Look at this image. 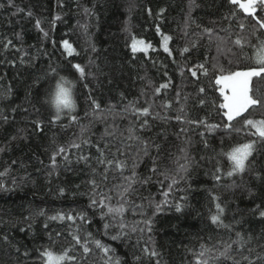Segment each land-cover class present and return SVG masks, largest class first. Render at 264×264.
<instances>
[{
    "label": "trees",
    "instance_id": "16d2710c",
    "mask_svg": "<svg viewBox=\"0 0 264 264\" xmlns=\"http://www.w3.org/2000/svg\"><path fill=\"white\" fill-rule=\"evenodd\" d=\"M0 3L5 5L0 8V40L12 39L16 47L28 54L26 62L21 64L20 52L12 47L0 48V92L4 93L0 95V148L4 149L0 152V173H3L0 175V264H44L41 254L45 249L56 255L69 249V254L77 257L76 264H107L95 245L97 240L112 249L109 255L113 261L134 264L133 257L139 254L138 234L111 239L119 230L120 220L102 219L99 210L89 206L88 181L92 179L91 168L96 166V145L108 144L111 153L116 154V148L128 136L129 126L139 123L123 111L124 106L129 101L147 106L146 100L153 103L154 114L159 112L169 118L164 121L149 117L150 129L137 133L164 149L159 156L160 171L169 174L178 171L179 165L185 163L181 149L187 150L190 164L186 173L176 176L177 183L169 189L170 179L150 171L152 159L157 157L156 149L150 150V156L141 155L135 170L140 178L151 176L152 179L148 184L134 185L135 192L126 198L123 223L130 227L142 219L152 218V239L160 253L157 258L160 264H196L202 244L208 251L199 258L207 260V264H264V217L259 215V211H264V173L258 177L246 171L230 177L227 173L231 170V161L225 155L254 137L248 130L229 133L223 128L201 137L202 127L186 125L174 118L183 108L186 119L222 123L217 113L221 100L215 90L212 65L225 70L254 65L253 50L259 44L255 36L259 32L251 33V21L238 15L232 22L233 28L240 22L248 25L243 35L250 44L243 52L233 49L229 54L218 53L214 43L200 36L204 27H228L229 22L223 19L229 13L227 0H194L190 13L192 0H63L62 7L58 6V0H13L23 12H17L7 0ZM149 8L151 14L147 12ZM161 8L165 11L159 14ZM29 11L33 13L31 17L27 15ZM57 15L60 19L53 24V17ZM36 20L41 21L47 37L35 26ZM85 25L86 30L82 27ZM18 33L22 40L16 39ZM161 33L172 37L169 42L172 56L163 51ZM133 38L151 47L146 53L133 54L130 48ZM63 40H68L75 49L71 55L64 49ZM192 42L197 47L191 54L181 56L179 50ZM12 60L15 64L8 63ZM89 60L94 63L90 65ZM70 63H79L85 66L86 73L92 74L81 80L69 69ZM199 63L208 66V76L198 71L197 77H191L187 68ZM177 64L185 67L183 75ZM51 69L72 82L76 103L70 115L62 114L54 124L49 123L50 112L55 110L48 104L46 94L55 84L54 79H49L56 76ZM165 71L167 77L163 75ZM169 77L170 88L153 97L149 84L158 86ZM9 87L10 94L6 91ZM200 87H205L206 93L199 98L208 101L203 107L198 103ZM253 87L264 93V79L254 78ZM178 91L182 93L179 103L176 102ZM90 97L105 110L102 116L93 113ZM166 101L172 102V108L167 111L161 107ZM109 105H116L115 110L107 111ZM71 115L77 120L72 121ZM249 118H264V109L252 110ZM36 119L43 121L42 132L32 131L31 121ZM242 123L238 119L233 127L238 129ZM181 128L187 131L180 133ZM20 129L26 130L27 139L19 138L23 135ZM82 129L86 130L82 139H89L90 143L83 145L81 151L71 149L70 163L58 157L59 167L49 175V157L54 145L67 147L71 141L79 142L77 137ZM14 136L17 139L13 140ZM128 143L132 145L126 151L130 168L136 145ZM78 155H91L93 159L85 163L78 161ZM256 161H259L258 170L264 164L260 152L256 153ZM128 175V170L122 174L112 170L108 181L101 185L102 191L112 197L113 205L120 199L115 186L122 184L123 177ZM216 175L220 176L219 181L214 179ZM60 188L65 189L63 195L59 193ZM176 203L181 204L180 212L175 209ZM217 203L224 209L223 213H219ZM156 204H161V211L153 216ZM40 211L44 212L43 216L36 215ZM141 211L145 216L139 214ZM80 212L87 214V221L48 219L58 213ZM213 215H219L222 223H213ZM105 223L112 226L107 232ZM74 234L87 241L91 255L82 254L72 240ZM5 235L7 241L2 239ZM65 264L72 262L65 261Z\"/></svg>",
    "mask_w": 264,
    "mask_h": 264
},
{
    "label": "snow or ice",
    "instance_id": "6c2138e0",
    "mask_svg": "<svg viewBox=\"0 0 264 264\" xmlns=\"http://www.w3.org/2000/svg\"><path fill=\"white\" fill-rule=\"evenodd\" d=\"M8 5L16 7L17 12H23L24 9H21L13 4V0H7ZM229 5V13L224 16L223 19L228 21V27L223 29H218L215 27H204L201 32V37H207L209 43H214L216 46V50L218 53L220 52H228L232 54L233 49H236L239 52H243L246 46H249L250 42L244 38V33L248 29V25L244 22L237 23L235 28L232 27V22L235 21L238 15H243L247 20L251 21L253 25L251 29V33L259 32V35L255 36V39L259 41V44L255 47L254 51V65L246 66V67H237L235 70H225L223 67H219L218 65H212L213 77H214V86L215 90L219 93V99L221 102L217 106V113L220 115V119L222 123H209L207 119H186L183 115V108H181V114L176 115L174 118L178 122H182L186 125H191L197 128H203L204 131L200 132L199 135L201 137L205 136L206 133H212L217 131L220 128H223L226 132H242L248 130V133L253 139H249L247 142L239 144L231 149L230 152L226 153L228 159L231 161V170L227 173L228 176H233L237 173H244L246 171H251L256 174L258 177L260 173H264V164L260 166L257 170L256 164L259 161H256V153L260 152L262 158H264V118L254 119L249 118L252 110L255 109H264V93H261L258 89L253 87V80L255 79H264V40H260V36H264V0H227ZM63 0H58V6L62 7ZM194 5V0L190 3L189 13L191 11V7ZM5 5L0 3V8H4ZM234 9H238L236 11ZM85 11H88L87 9ZM165 9L161 8L160 13H164ZM149 14L152 13V10L147 9ZM158 14V15H159ZM28 17H31L33 13L29 11L27 13ZM60 19V16L57 15L53 17L52 23L54 24L57 20ZM45 37L48 36V33L44 31L41 27V21L36 20L35 25ZM86 30V25L82 26ZM157 32H160L159 26H157ZM162 41L161 46L163 51L168 53L169 56L173 55V50L169 47V42L172 40V37L161 33ZM17 40H22V36L18 33L16 34ZM62 45L64 49L71 55L75 52V49L69 43L68 40H63ZM231 45V47H229ZM10 47L14 48L17 52H20V63L23 64L26 62L27 53L23 51L22 48L16 47L12 39L0 40V48L4 50L9 49ZM151 47L150 44H145L143 40H136L133 38L132 43L130 45L131 51L133 54L137 52H147ZM196 42H192L190 46H185L179 50V54L184 56L186 53L191 54V50L196 48ZM92 51L95 52V46L92 47ZM175 63V61H173ZM8 63L15 64V60L8 61ZM94 61L89 60V64H93ZM69 69L78 74L79 79L83 80L86 75H91L92 73H86L85 66L76 63L69 64ZM181 75L185 71V67L177 64ZM98 71H100L99 66L97 65ZM53 73H56L55 69H51ZM187 71L191 75V77H197L198 71L202 72L204 76H208V66L205 63H199L193 68H187ZM47 75V73H45ZM165 77L168 76V73L165 71L163 73ZM56 76H59L56 73ZM56 76L50 77L49 79H54L55 84L52 86L51 91L46 93L49 97L48 104L54 108V112H50V124H54L60 120L62 114L70 115L76 107V103L73 99V84L71 81L67 80L64 76H59L56 79ZM95 78V77H94ZM140 79H145L144 77H140ZM172 85L171 77L167 79L166 82L159 84L158 86H154L149 84L152 88L153 97L159 96L162 90H167ZM87 87V85H85ZM7 93H11V87L7 90ZM206 93L205 87H200L198 89V103L201 107L205 106L208 101L205 99L199 98ZM142 95H146L145 92L142 91ZM0 95H4V93L0 92ZM121 96L123 94L121 93ZM182 98V93H176V102L179 103ZM186 100L187 98L184 97ZM90 102L92 105V111L94 114L103 115L104 109L101 108V105L95 100L91 99ZM147 106H137L136 101H129L128 104L124 106L123 111L125 113H129L135 117V121H138V125L133 122L132 125L127 129L128 136L125 141H122L121 147L116 148V154L111 153V147L108 144H104L103 146L97 144L96 145V157H95V167L91 168L92 179L88 181V184L91 188V194L89 199V206L91 208H96L101 213L102 219L116 220L119 218L120 222L118 224V231L116 235L111 237L112 240L121 239V237H128L130 233L138 234L137 245H139V254L133 257L134 264H160L159 259H157L160 253L156 250L155 241L152 239L153 232V220L151 217L142 219L141 221L131 225L130 227L123 223V214L126 212L125 204L128 203L126 199L128 196H131L135 192L134 185L139 182L141 184H148L152 177H144L140 178L136 172L137 162L141 155L150 156V150L152 148L156 149L157 157L152 159L153 167L150 171L153 174L160 173L163 175L165 179H170L171 184L168 185L169 189L172 188L174 184L177 183L176 176L180 173H186L189 167L190 161L187 156V150L181 149L184 153L185 163L179 165V169L174 174H169L167 171L161 172L159 168V156L160 153L164 151L160 144L154 143L151 139H144L141 135L137 133L140 130L150 129L151 125L149 123V117H153L154 119L164 120L169 119L167 116H161L159 112L155 114L151 110L153 108V103L149 101H145ZM161 107L167 111L172 108V102L166 101L161 105ZM116 105H109L107 111L111 112L115 110ZM4 120H7V116L3 117ZM242 120L243 123L240 128H234L233 125L237 120ZM71 120L76 121L77 117L75 115H71ZM32 131L33 132H42L44 129L43 121L36 119L31 121ZM20 133H23L19 138L27 139L26 130L20 129L18 130ZM85 129L81 130L80 137H77V141H71L67 147L64 145H54L53 151L50 154V171L49 175L52 174V171L56 170L59 167L58 157L62 158V162L70 163V158L68 152L71 149H76L78 151L82 150L83 145H87L90 143L89 139H82L85 134ZM187 129L181 128L180 133H185ZM108 135H111L110 133ZM17 139L16 136L13 137V140ZM129 141L134 142L136 145V153L135 158L131 161V167L128 166V158L126 157V151L132 145L128 143ZM205 146H207V141H204ZM124 149V151L121 150ZM4 151L3 148H0V152ZM121 156H125V159H120ZM78 161H84L88 163L93 158L91 155H78ZM112 170L119 171L121 174L128 170L130 175L123 177L122 184L116 185L115 187L118 189L117 195L119 196V201L116 205L112 203V197L104 193L101 189V185L105 184L108 181L109 173ZM3 175V173H0ZM180 179H184V176H180ZM217 181L220 180V176L216 175L214 177ZM2 187V186H0ZM79 187V186H77ZM65 192L64 188L59 189V193L63 195ZM168 193H165L167 196ZM181 199H184L183 197ZM215 199V198H214ZM162 203H167L164 201ZM142 207V206H141ZM216 208L219 213H223L224 209L221 207L219 203L216 204ZM175 209L177 212L181 211V204L176 203ZM259 211V206L258 209ZM161 211V204L155 205V211H153L152 215L155 216L156 213ZM142 217L145 216V213L141 211L139 213ZM37 216H43L44 212L40 211L36 213ZM260 217H264V211H259ZM26 219H31L28 217ZM50 220H68L72 222H84L87 221V214L80 212L73 214H64L58 213L57 215L48 217ZM211 221L215 224H221L222 221L219 215L211 216ZM31 225H29L30 227ZM45 229H47L48 225H44ZM110 223L104 224V229L106 232L111 228ZM59 235V233H57ZM91 234L89 233V236ZM237 236L243 240V237L237 233ZM4 241L8 240V237L5 235L2 238ZM72 240L75 245L82 250V254L91 255V249L88 246L86 240H82V237L78 234H74L72 236ZM143 240V244L140 245V241ZM95 245L97 249H99L103 253V257L107 259V264H120L119 260L113 261L111 255L112 249L106 247L101 244L100 241H95ZM228 248L231 245L227 246ZM201 252L199 257H203L208 249L205 245H201ZM18 251V250H17ZM69 249H66L62 254L56 255L51 251L45 249L43 251L42 259L44 260V264H65V261H71L72 264H76L77 257L75 255L69 254ZM225 253H221V256H224ZM27 255V253H25ZM197 258L196 264H207V260H202ZM244 259H247L245 257Z\"/></svg>",
    "mask_w": 264,
    "mask_h": 264
},
{
    "label": "rangeland",
    "instance_id": "374dc122",
    "mask_svg": "<svg viewBox=\"0 0 264 264\" xmlns=\"http://www.w3.org/2000/svg\"><path fill=\"white\" fill-rule=\"evenodd\" d=\"M147 44V43H146Z\"/></svg>",
    "mask_w": 264,
    "mask_h": 264
}]
</instances>
